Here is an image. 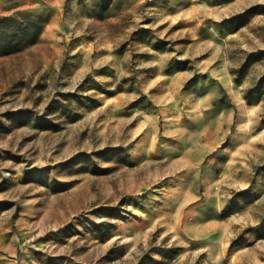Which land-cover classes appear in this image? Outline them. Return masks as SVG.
<instances>
[{
    "label": "rangeland",
    "instance_id": "1",
    "mask_svg": "<svg viewBox=\"0 0 264 264\" xmlns=\"http://www.w3.org/2000/svg\"><path fill=\"white\" fill-rule=\"evenodd\" d=\"M80 5L0 0V264H264V0Z\"/></svg>",
    "mask_w": 264,
    "mask_h": 264
},
{
    "label": "trees",
    "instance_id": "2",
    "mask_svg": "<svg viewBox=\"0 0 264 264\" xmlns=\"http://www.w3.org/2000/svg\"><path fill=\"white\" fill-rule=\"evenodd\" d=\"M103 3H106V2H103ZM105 6L107 5V3L106 4H104ZM104 6V7H105ZM0 20H1V22L2 21H7V25L3 28V40L2 41H7V42H9V41H12V40H10L11 39V37L13 38H15L16 37V35H17V33H15V30H14V28H11V29H9V25L11 24L10 22V19L9 18H7V17H2V19L0 18ZM41 28H38L37 29V31L35 32V34H33L32 36V40H29V42H28V44H33V43H35V41L37 40V38L39 37V35L41 34ZM28 31L27 30H25V29H23V30H21V32H20V36H21V38L23 37V38H25V37H27L28 36ZM20 49V47H16V49H15V51H18Z\"/></svg>",
    "mask_w": 264,
    "mask_h": 264
},
{
    "label": "crops",
    "instance_id": "3",
    "mask_svg": "<svg viewBox=\"0 0 264 264\" xmlns=\"http://www.w3.org/2000/svg\"><path fill=\"white\" fill-rule=\"evenodd\" d=\"M61 1H66V0H61ZM97 1H100V0H77V2L78 3H80V4H82V5H80L81 7H80V9H84V7H86L90 2H97ZM86 5V6H85ZM83 17H87V15L85 14V15H83ZM147 49H150V48H147ZM110 50H112V49H110ZM151 50V49H150ZM154 51V50H153ZM105 56L106 57H110L111 59H114L115 57H116V55L113 53V54H105Z\"/></svg>",
    "mask_w": 264,
    "mask_h": 264
}]
</instances>
